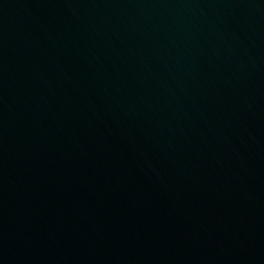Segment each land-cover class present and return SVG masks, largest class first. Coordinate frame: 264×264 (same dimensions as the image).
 Wrapping results in <instances>:
<instances>
[{"label":"water","instance_id":"obj_1","mask_svg":"<svg viewBox=\"0 0 264 264\" xmlns=\"http://www.w3.org/2000/svg\"><path fill=\"white\" fill-rule=\"evenodd\" d=\"M0 264H264V0H0Z\"/></svg>","mask_w":264,"mask_h":264}]
</instances>
